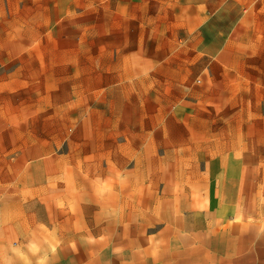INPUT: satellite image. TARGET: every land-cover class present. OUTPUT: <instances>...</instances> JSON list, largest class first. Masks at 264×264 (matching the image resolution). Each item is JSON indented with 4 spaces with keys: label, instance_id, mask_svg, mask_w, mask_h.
I'll return each instance as SVG.
<instances>
[{
    "label": "crops",
    "instance_id": "obj_1",
    "mask_svg": "<svg viewBox=\"0 0 264 264\" xmlns=\"http://www.w3.org/2000/svg\"><path fill=\"white\" fill-rule=\"evenodd\" d=\"M208 1L172 14L195 35L181 59L129 24L72 126L86 147L24 162L0 194V264H264V0L236 20Z\"/></svg>",
    "mask_w": 264,
    "mask_h": 264
},
{
    "label": "rangeland",
    "instance_id": "obj_2",
    "mask_svg": "<svg viewBox=\"0 0 264 264\" xmlns=\"http://www.w3.org/2000/svg\"><path fill=\"white\" fill-rule=\"evenodd\" d=\"M211 3L0 0V194L14 191L10 179L17 177L24 162L42 155L66 156L86 147V130H73L72 126L86 123V106L95 101L89 102L86 92H108L109 85H104L105 80L114 81L113 60L126 50L116 48L137 33L140 43L154 40L157 56L181 59L195 35L179 27L172 14L202 9L204 15ZM259 4V0H229L222 10L225 13L229 8V16L236 20L250 9L257 13ZM131 22L137 28L133 35ZM249 25L232 34V39L255 40L257 29L250 32ZM214 35L207 29L197 39L202 37L205 42ZM148 48L144 45L139 50ZM211 51L203 48L204 53ZM156 74L162 76V69ZM155 88L165 91L168 85L160 81ZM98 106L96 102L90 108L91 119Z\"/></svg>",
    "mask_w": 264,
    "mask_h": 264
}]
</instances>
